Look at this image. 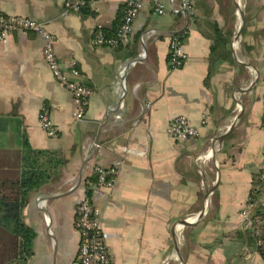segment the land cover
Wrapping results in <instances>:
<instances>
[{
    "label": "crops",
    "instance_id": "crops-1",
    "mask_svg": "<svg viewBox=\"0 0 264 264\" xmlns=\"http://www.w3.org/2000/svg\"><path fill=\"white\" fill-rule=\"evenodd\" d=\"M65 1L0 0V11L43 22L56 35V53L75 57L93 90L86 117L77 120L71 92L45 61L43 38L28 31L0 41V151H19L26 136L33 148L58 150L67 160L61 177L43 185L24 211L37 232L34 255L43 247L48 257L37 264H79L81 188L71 189L79 172L84 180L98 164L119 170L97 201L115 264H176L177 246V264H264L254 234L257 218L264 220V185L257 201L263 214L248 202L254 176L264 171V0H243L238 43L240 0H192L187 59L178 69L168 61L169 40L185 19L173 11L158 15L145 0L133 31L110 48L94 39L99 26L114 30L127 0H96L80 12H65ZM229 33V44L212 54L218 36ZM257 75L251 91L239 92ZM42 107L56 137L41 126ZM182 114L200 129L185 143L167 133ZM214 185L215 203L200 222Z\"/></svg>",
    "mask_w": 264,
    "mask_h": 264
},
{
    "label": "built area",
    "instance_id": "built-area-1",
    "mask_svg": "<svg viewBox=\"0 0 264 264\" xmlns=\"http://www.w3.org/2000/svg\"><path fill=\"white\" fill-rule=\"evenodd\" d=\"M96 0H66L65 12H80L82 9L95 3ZM152 0L153 9L158 15H165L169 10L185 19V25L174 32L169 40L168 61L170 67L178 69L185 65L187 52L185 50V37L188 34L189 18L193 14L192 0ZM145 0H127L123 16L117 31L112 35H106L99 26V33L94 39L98 46L110 48L119 47L125 37L133 31V25L144 8ZM34 31L44 40L43 54L47 65L54 77L68 89L73 97L75 111L74 117L77 120H84L86 117L89 99L93 90L84 83L81 70L77 66L75 57L62 59L56 53V35L49 31L45 24L34 18L12 15L0 11V41L7 39L14 32L27 33ZM42 128L50 137L57 136V128L50 118L49 111L42 107L39 113ZM168 135L185 143L196 138L200 129L193 125L186 115H176L167 127ZM119 173L118 166H105L98 164L94 167L93 176L95 180L81 179V197L77 204L75 225L80 233V244L78 249L79 264H115L106 238L101 228V212L97 207V201L105 196L107 190L111 189ZM91 175V176H92ZM245 216L248 215L243 211ZM257 226L254 227L256 246L264 254V220L257 218Z\"/></svg>",
    "mask_w": 264,
    "mask_h": 264
},
{
    "label": "trees",
    "instance_id": "trees-1",
    "mask_svg": "<svg viewBox=\"0 0 264 264\" xmlns=\"http://www.w3.org/2000/svg\"><path fill=\"white\" fill-rule=\"evenodd\" d=\"M120 22L121 19L112 32L105 30L104 33L114 34ZM229 36L230 33L219 35L211 47V53L228 45ZM222 56L230 57V54ZM66 163L60 151L33 148L26 136L19 151H0V264H29L34 255L37 232L26 222L24 211L43 185L61 177ZM262 174L264 171L254 176L248 201L250 204H259L257 201L264 185ZM87 178L95 180L93 175ZM260 213L262 206L259 204L256 214Z\"/></svg>",
    "mask_w": 264,
    "mask_h": 264
},
{
    "label": "bare ground",
    "instance_id": "bare-ground-1",
    "mask_svg": "<svg viewBox=\"0 0 264 264\" xmlns=\"http://www.w3.org/2000/svg\"><path fill=\"white\" fill-rule=\"evenodd\" d=\"M240 1L242 2V5H239V11H238V15H239V26H238V33L235 35L236 36V40H237L236 43H238V41L241 38L242 27H243L244 20H245V13H244V7H245V5L243 4V0H240ZM253 87H254V82H252L248 87H245V88L240 89L239 92H242L243 93L244 91H251L253 89ZM239 105H240V108L244 107V104H243L242 101H239ZM218 141H219V145L221 146V142H220L221 141V137L220 136L218 137ZM217 150H218L217 148H215L214 151L212 150L213 151V156L215 157V159H216ZM215 185L212 186L211 190H209V192H208L206 207L210 203V199L209 198H210L211 194H213V192L215 190ZM200 216H201V214L198 216V219H200ZM187 222H189V221L188 220H183L182 221V223H185V224H187ZM176 252L177 253L180 252L178 246L176 247Z\"/></svg>",
    "mask_w": 264,
    "mask_h": 264
},
{
    "label": "water",
    "instance_id": "water-1",
    "mask_svg": "<svg viewBox=\"0 0 264 264\" xmlns=\"http://www.w3.org/2000/svg\"><path fill=\"white\" fill-rule=\"evenodd\" d=\"M258 80H259V76L257 75L256 77H255V80H254V85L258 82ZM244 112V107H242L241 108V113H240V117H241V114ZM230 131V128H229V130L227 131V132H229ZM224 138H225V136L224 135H222L221 136V142L223 143V140H224ZM93 156L91 155L88 159H87V161H89V159H91ZM217 174H218V176H220V168H219V162L217 161ZM82 177V175H81V172H79L76 176H75V178H74V184H73V187H72V189H71V191L72 192H77V190H78V187H79V184H80V182H81V178ZM211 205V202L208 204V206L205 208V207H203V209H202V211H201V216H200V222H203V219H204V217L206 216V214H207V212H208V210H209V206ZM47 225L50 227V224L49 223H47ZM182 264H184V261H182Z\"/></svg>",
    "mask_w": 264,
    "mask_h": 264
},
{
    "label": "rangeland",
    "instance_id": "rangeland-1",
    "mask_svg": "<svg viewBox=\"0 0 264 264\" xmlns=\"http://www.w3.org/2000/svg\"><path fill=\"white\" fill-rule=\"evenodd\" d=\"M242 5V4H241ZM244 12H245V7H244ZM230 28H231V32L233 33L234 32V26H233V23H231L230 24ZM243 45H244V43H243ZM249 85H247V86H244V87H241L240 89H242V88H245V87H248ZM221 148H222V143H221ZM221 148H220V150H221ZM216 164V163H215ZM203 176V175H202ZM216 177V176H215ZM215 177H214V179H215ZM212 185V184H211ZM202 188H203V196H202V198H204V181H203V186H202ZM210 199V198H209ZM213 203H215V199L211 202V205L213 204ZM211 205L209 206V210L211 209ZM208 210V211H209ZM190 235V233H188V232H186V236L188 237ZM192 241V240H191ZM182 242V241H181ZM187 250H188V247H187ZM175 257H176V259H177V262H180L181 260H182V257H181V255L178 253V254H175ZM41 259H44V260H46V262H47V259H48V257H47V254L45 253V249L42 247V248H40V250L38 251V252H36L35 253V255L32 257V259L30 260V264H37V262H40L41 261ZM177 262H176V264H177Z\"/></svg>",
    "mask_w": 264,
    "mask_h": 264
}]
</instances>
